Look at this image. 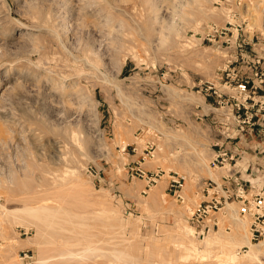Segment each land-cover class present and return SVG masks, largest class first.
<instances>
[{
    "label": "rangeland",
    "instance_id": "rangeland-1",
    "mask_svg": "<svg viewBox=\"0 0 264 264\" xmlns=\"http://www.w3.org/2000/svg\"><path fill=\"white\" fill-rule=\"evenodd\" d=\"M235 180L264 198V0H0V264H263Z\"/></svg>",
    "mask_w": 264,
    "mask_h": 264
},
{
    "label": "built area",
    "instance_id": "built-area-1",
    "mask_svg": "<svg viewBox=\"0 0 264 264\" xmlns=\"http://www.w3.org/2000/svg\"><path fill=\"white\" fill-rule=\"evenodd\" d=\"M257 75V74H255ZM262 75V74H261ZM239 89L241 92L246 90V84H240ZM149 148H152V145H148ZM240 154L238 152H234L228 154L226 152H221L216 155L215 161L220 164L228 163L230 165L231 161L236 160ZM218 159L221 161L219 162ZM137 172L141 174V177L146 182V186H152L156 184L159 176L157 173L148 174L142 171L141 169H137ZM185 182V177L183 175L179 174H172L169 175V192L175 196L177 200H182L181 191L182 186ZM231 182V181H230ZM228 182V183H230ZM235 185V198L240 203V211L239 214L242 216H249L252 219L251 223V233L252 238L253 236H257L261 238L260 242H263L264 244V198L260 194H254L251 195V199L246 198L245 194V186L242 184V182H237V180L234 181ZM207 195H210L209 190H207ZM226 203V198H223V201H221L217 197H211L209 201H205L202 204L200 203L196 209H194L190 213L189 221L193 225L195 234L198 237L204 236L205 233L211 232V230L214 229V227L217 228V222L213 220L211 224L210 218L212 214L216 213L217 211L221 210L223 208V205ZM213 219V218H212ZM19 257L22 261L29 259L28 252L21 251L19 252Z\"/></svg>",
    "mask_w": 264,
    "mask_h": 264
},
{
    "label": "crops",
    "instance_id": "crops-1",
    "mask_svg": "<svg viewBox=\"0 0 264 264\" xmlns=\"http://www.w3.org/2000/svg\"><path fill=\"white\" fill-rule=\"evenodd\" d=\"M136 156L132 157L133 159H130L129 163H132L131 166L135 167L134 164L138 163L137 159H135ZM135 159V160H134ZM132 167H128V171H130ZM245 246V245H244ZM246 247V246H245ZM264 264V261H263Z\"/></svg>",
    "mask_w": 264,
    "mask_h": 264
},
{
    "label": "bare ground",
    "instance_id": "bare-ground-1",
    "mask_svg": "<svg viewBox=\"0 0 264 264\" xmlns=\"http://www.w3.org/2000/svg\"><path fill=\"white\" fill-rule=\"evenodd\" d=\"M246 243L248 244V242H245V244H246Z\"/></svg>",
    "mask_w": 264,
    "mask_h": 264
}]
</instances>
